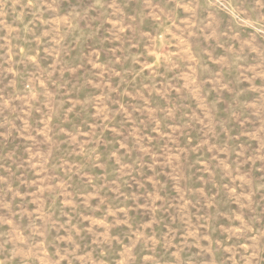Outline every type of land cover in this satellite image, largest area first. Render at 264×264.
Segmentation results:
<instances>
[{
  "label": "rangeland",
  "instance_id": "obj_1",
  "mask_svg": "<svg viewBox=\"0 0 264 264\" xmlns=\"http://www.w3.org/2000/svg\"><path fill=\"white\" fill-rule=\"evenodd\" d=\"M0 264H264V0H0Z\"/></svg>",
  "mask_w": 264,
  "mask_h": 264
}]
</instances>
